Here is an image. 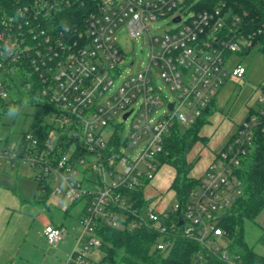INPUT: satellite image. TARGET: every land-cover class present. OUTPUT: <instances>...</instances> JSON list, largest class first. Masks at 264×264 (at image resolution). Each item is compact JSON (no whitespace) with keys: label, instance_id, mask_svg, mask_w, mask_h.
<instances>
[{"label":"built area","instance_id":"1","mask_svg":"<svg viewBox=\"0 0 264 264\" xmlns=\"http://www.w3.org/2000/svg\"><path fill=\"white\" fill-rule=\"evenodd\" d=\"M76 1L28 0L12 11L0 9V97L10 98L8 85L16 80L30 104L50 108L42 122L45 133L28 129L15 150L4 155L11 163L22 160L41 168L42 192L63 195L64 212L84 203L83 230L65 264H100L85 254L102 246L96 233L100 225L153 231L159 235L154 249L160 252L185 239L200 245L201 263L215 258L244 264L230 254V244L219 246L221 238L227 239L220 221L242 195L238 171L256 134L264 133V87L184 207L177 203L158 211L146 189L161 167L159 156L172 131L194 125L229 79L245 78L247 69L231 59L261 47L257 38L264 37V24L245 33L240 17L223 7L197 9V0H92L86 14L63 30L61 22ZM169 17L177 27L153 37L150 27ZM121 30L132 38L148 34L143 72L122 76L134 60L120 47L116 35ZM158 79L172 100L163 95ZM162 104L166 109L154 117ZM50 182L65 190L52 189ZM64 232L49 225L44 234L56 246Z\"/></svg>","mask_w":264,"mask_h":264},{"label":"rangeland","instance_id":"2","mask_svg":"<svg viewBox=\"0 0 264 264\" xmlns=\"http://www.w3.org/2000/svg\"><path fill=\"white\" fill-rule=\"evenodd\" d=\"M187 16L184 14L185 18ZM176 27L169 17L155 23L150 27V32L153 37H158ZM116 37L124 53L134 60V65L124 68L122 76L143 72L150 54L148 34L132 38L126 30H121ZM231 63L242 64L247 74L244 79H229L217 94L215 106L207 116L208 122L200 131L208 142L206 145L197 143L188 155V161L192 164L189 177L203 178L215 154L233 135L246 113L254 107L260 87H264V52L260 46L244 54H234ZM121 81L122 77L116 79L114 88L119 87ZM158 85L167 100H172V93L160 79ZM9 109H13L16 114L9 116ZM9 109L2 112L0 120V264H65L83 230L79 216L84 203L73 205L65 213L63 209L68 202L63 195H44L42 189L38 190L37 175L42 172L41 168L22 160L11 163L5 157L4 151L15 150L19 137L28 131L38 112L27 97ZM165 109L166 105L162 104L154 117L158 118ZM125 125L126 135L129 122ZM185 129L182 128V133ZM173 179L174 168L169 164L155 171L149 185L148 200L156 210H170L178 203L176 193L170 189ZM49 185L52 189L61 187L65 190L63 184L50 182ZM49 225L61 226L65 231L56 246H51L45 237L44 231ZM263 228L264 210L256 222L245 223L246 243L264 256V246L259 243ZM229 244L225 238L219 241L221 247H228ZM85 254L94 261H100L103 255L101 249L95 247H90Z\"/></svg>","mask_w":264,"mask_h":264},{"label":"trees","instance_id":"3","mask_svg":"<svg viewBox=\"0 0 264 264\" xmlns=\"http://www.w3.org/2000/svg\"><path fill=\"white\" fill-rule=\"evenodd\" d=\"M27 1L0 0V9L12 11L16 7H23ZM92 3V0H77L71 5L73 8L64 21L70 23L79 15L83 17L87 12L86 7H90ZM194 7L200 10L223 7L227 13L240 17L245 33H253L264 24V0H197ZM257 39L261 44V51L264 52V37ZM8 90V100L0 97V120L3 111L5 113L25 98V93L19 89L16 80H13L12 85H8ZM31 104L37 107L38 112L29 129H40L45 133L46 126H43L42 122L44 114L50 108L37 103ZM214 106L215 102L183 133L182 128H175L165 139L164 151L159 156L161 166L169 164L176 171L170 189L176 193L178 203L182 207L200 184L198 179L189 177L192 164L188 161V155L198 142L203 141L200 131L208 122L207 116ZM238 175L242 181V195L222 216L220 227L230 241L229 250L232 256H237L244 264H264V256L256 253L245 241V223L256 222L264 210V133L256 134L252 150L242 161ZM40 189L42 183H39L38 190ZM137 197L140 198L138 203L141 205V193H138ZM96 233L102 241L100 249L103 255L100 264H224L215 258H208L205 263H201L197 259L201 252L200 245L185 239H178L169 252H160L154 249L159 235L147 229L129 231L100 225ZM259 243L264 246V228Z\"/></svg>","mask_w":264,"mask_h":264},{"label":"crops","instance_id":"4","mask_svg":"<svg viewBox=\"0 0 264 264\" xmlns=\"http://www.w3.org/2000/svg\"><path fill=\"white\" fill-rule=\"evenodd\" d=\"M201 135V137L203 138V141H200V142H198V144L200 143H202V145H206L207 144V140L205 139L206 137L205 136H203V134H200ZM197 145V144H196ZM218 153V152H217ZM216 153V154H217ZM216 154H215V156H216ZM215 158V157H214ZM214 160V159H213ZM175 176H176V171H175V169H174V179H175ZM191 178H194V179H198V178H196V177H194V176H191ZM174 179H173V181H174ZM173 181H172V183H173ZM172 183H171V185H172ZM171 185H170V187H171ZM44 193V195H46V194H49V193H45V192H43ZM146 196L147 197H149V187L146 189ZM42 201V200H41ZM43 202V201H42ZM72 207V206H71ZM70 207V208H71ZM66 213V212H65ZM59 246V245H58Z\"/></svg>","mask_w":264,"mask_h":264},{"label":"clouds","instance_id":"5","mask_svg":"<svg viewBox=\"0 0 264 264\" xmlns=\"http://www.w3.org/2000/svg\"><path fill=\"white\" fill-rule=\"evenodd\" d=\"M67 24V22H65V21H62L61 22V27H62V29L63 30H66L65 29V25ZM9 116H13V115H15L16 113H15V111L13 110V109H9V111H8V113H7Z\"/></svg>","mask_w":264,"mask_h":264},{"label":"water","instance_id":"6","mask_svg":"<svg viewBox=\"0 0 264 264\" xmlns=\"http://www.w3.org/2000/svg\"><path fill=\"white\" fill-rule=\"evenodd\" d=\"M178 20H179V18H177V21H178ZM171 108H172V105H171ZM126 116H127V115H126ZM126 116H125V117H126ZM180 224H182V221L180 222Z\"/></svg>","mask_w":264,"mask_h":264}]
</instances>
